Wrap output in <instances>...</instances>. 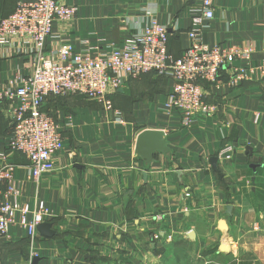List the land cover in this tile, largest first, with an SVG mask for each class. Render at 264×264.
Returning <instances> with one entry per match:
<instances>
[{"label": "crops", "instance_id": "0c3cea01", "mask_svg": "<svg viewBox=\"0 0 264 264\" xmlns=\"http://www.w3.org/2000/svg\"><path fill=\"white\" fill-rule=\"evenodd\" d=\"M18 1L0 0V18ZM61 1L78 14L55 24L49 55L63 42L93 55L111 50L155 19L168 27L169 53L179 58L200 11V0ZM212 2L205 41L237 55L205 91L211 113L183 123L167 108L172 79L156 72L131 79L111 96L112 108L81 94L50 95L43 109L59 123L65 147L38 180L7 146L15 100L6 92L32 74L35 55L0 46V154L15 164L22 202L35 209L45 201L55 231H38L33 242L11 226L0 236V264H33L35 256L38 264H264V0ZM242 65L249 78L232 84ZM147 129L166 141L152 160L136 152Z\"/></svg>", "mask_w": 264, "mask_h": 264}, {"label": "built area", "instance_id": "2783aa9c", "mask_svg": "<svg viewBox=\"0 0 264 264\" xmlns=\"http://www.w3.org/2000/svg\"><path fill=\"white\" fill-rule=\"evenodd\" d=\"M77 14V6L61 0H19L13 13L0 18V46L35 55L32 74L6 92L15 100L7 146L28 159L29 177L35 180L55 170V159L65 147L59 123L43 109L48 96L81 94L112 108L111 96L131 79L151 72L167 74L172 79L167 108L189 125L211 113L213 107L206 101L205 91L217 85L223 66L237 55L230 47L211 46L205 41L209 21L215 17L212 0H200V11L192 18L188 32L190 46L179 58L169 53L168 27L155 19L111 50L93 55L63 42L54 55H49L47 42L54 35L55 24L69 23ZM248 67L234 68L232 84L249 78ZM118 120L124 121L119 112ZM0 155L4 161L0 166V236L8 235L10 227L17 226L34 242L38 225L51 216L50 208L45 201L35 209L22 202L15 164L4 153Z\"/></svg>", "mask_w": 264, "mask_h": 264}, {"label": "water", "instance_id": "95a60500", "mask_svg": "<svg viewBox=\"0 0 264 264\" xmlns=\"http://www.w3.org/2000/svg\"><path fill=\"white\" fill-rule=\"evenodd\" d=\"M165 139H164V132L159 131V130H154V129H147L143 131L137 139V144H136V152L148 159L152 160L154 152L156 150H166L165 146ZM211 162L213 166L215 167L217 163V157H213L211 159ZM52 223L49 222H44L38 225V231L47 236V237H53L55 234V231L51 230ZM220 228L221 229H227V224L225 221L220 222ZM221 249L223 251H228L229 247L227 245H221ZM40 258L38 256H35L33 259V264H38Z\"/></svg>", "mask_w": 264, "mask_h": 264}]
</instances>
